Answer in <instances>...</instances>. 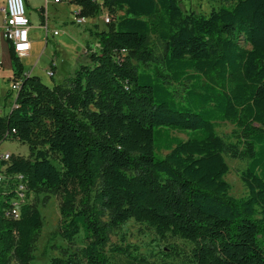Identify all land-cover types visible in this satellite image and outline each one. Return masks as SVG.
Returning <instances> with one entry per match:
<instances>
[{"label":"trees","instance_id":"1","mask_svg":"<svg viewBox=\"0 0 264 264\" xmlns=\"http://www.w3.org/2000/svg\"><path fill=\"white\" fill-rule=\"evenodd\" d=\"M217 2L205 15L180 0H105L122 15L52 88L25 74L9 44L20 88L0 116V145L25 144L29 156L0 164L25 185L17 219V187L0 185V264L36 260L33 193L60 199L53 237L85 241L49 264H112L110 234L131 220L191 244L194 264H264V0ZM73 3L84 17L101 13L93 0ZM221 122L236 127L234 142L218 135ZM226 156L247 161L243 198L230 196Z\"/></svg>","mask_w":264,"mask_h":264},{"label":"rangeland","instance_id":"2","mask_svg":"<svg viewBox=\"0 0 264 264\" xmlns=\"http://www.w3.org/2000/svg\"><path fill=\"white\" fill-rule=\"evenodd\" d=\"M31 8L26 2V8L31 12V19L34 29L32 30V53L31 56L21 60L25 74L39 77L41 81L54 87L64 84L69 77L74 76L80 66L88 64L89 45L97 47V42L93 37L95 31H107L109 25L105 24L102 13L93 18L84 25H77L73 22L72 13L66 12L68 9L64 3L53 8L49 6V13H56L59 21L49 19V34L39 26L41 19L38 3L44 4L45 0H28ZM205 10H199L196 5L191 6L187 0H180L181 7L186 12L209 15L212 8H218V4L211 7L213 0H205ZM217 1V0H214ZM3 0H0L2 4ZM218 3V2H217ZM1 8L4 4L0 5ZM0 8V9H1ZM104 12V9H103ZM67 13V15H66ZM2 15V11H0ZM45 15V13L43 12ZM122 15L115 11L112 17ZM46 22V16H43ZM51 22V23H50ZM54 31L59 35L54 36ZM7 42L1 37L0 30V116L8 115L14 108V103L18 92L13 90L14 75L9 66L7 58ZM88 52H87V51ZM55 63V68H52ZM54 71V77L48 75V71ZM236 127L229 122L217 124L218 135L227 142H234L233 133ZM175 136L188 139L185 133L175 132ZM11 152L29 156L27 145L15 142L5 141L0 145L1 152ZM157 156L164 157L167 152H156ZM226 163L229 172L225 176V181L230 185V196L234 198H243L248 192L240 178V173L246 168L247 161L234 159L226 156ZM30 202L34 204L42 215L43 228L37 238L35 245L36 260L32 264H49L52 258L67 257L70 252L79 250L85 246L83 234L79 235L73 243H68L60 237H53L58 232L61 225L60 199L53 193H33ZM191 244L182 240L166 239L158 237L154 231L131 220L122 227L115 229L110 234V242L106 248V254L112 264H142L141 259L150 264H194L191 257Z\"/></svg>","mask_w":264,"mask_h":264},{"label":"built area","instance_id":"3","mask_svg":"<svg viewBox=\"0 0 264 264\" xmlns=\"http://www.w3.org/2000/svg\"><path fill=\"white\" fill-rule=\"evenodd\" d=\"M55 4H61L64 1L73 3L74 0H48ZM95 2L101 7V13L105 24L109 25L112 23L113 13L109 8H103L105 0H95ZM104 9V12H103ZM4 11V26L2 28V35L4 40L11 44L13 48L20 49V57L22 60L31 55L32 52V39L30 31L32 23L28 15L25 0H7ZM89 21V18L82 15V8L78 6L77 11L74 13L73 22L77 25H84ZM55 36L59 35L58 31L54 32ZM50 77H54V71L50 69L48 71ZM19 83L13 84V90L18 91ZM12 159L11 152L0 153V164L3 162H9ZM5 168L0 170V185H5L8 182H12L16 185L19 192L18 208H13L11 215L17 219L19 217V207L21 202L25 199V185L23 184L24 178L22 176L10 177L6 175Z\"/></svg>","mask_w":264,"mask_h":264},{"label":"crops","instance_id":"4","mask_svg":"<svg viewBox=\"0 0 264 264\" xmlns=\"http://www.w3.org/2000/svg\"><path fill=\"white\" fill-rule=\"evenodd\" d=\"M6 1L7 0H3V2H2V4H4V7H2L1 8V6H0V11H2V15L0 14V30H1V37L3 38V35H2V28H3V26H4V16H5V14H4V11H3V9L5 8V5H6ZM26 2H28V6H29V8H31V5H30V3H29V1L28 0H25ZM197 2H198V4H197ZM205 0H187V4L188 5H191V6H193L194 7V5H196L197 7H198V9L199 10H205L206 8H205ZM64 3V5H65V7H67L68 9L66 10V12L68 11V13L70 14V13H72V15H73V20H74V13L77 11V8H78V5H76V4H74V3H69V2H66V1H64L63 2ZM63 3H61V4H55V3H53V2H51V1H48V0H45V3L44 4H41V3H38L36 6H34L35 8H38V11H39V14H40V17H41V19L39 20V26L46 32V37H47V35L49 34V21L47 22V20H49V19H54V20H56V21H59V19H62V18H59L57 15H55L56 13H53V14H51V13H49V11H48V8H49V6H53V8H57V7H59V6H57V5H61L62 6V4ZM218 4V6L220 5V3H217V1H212V4H211V7H213L214 5H216V4ZM2 4H0V5H2ZM106 8L107 6L105 5V2H104V6H103V8ZM108 8V7H107ZM40 9H42V11H40ZM214 9V7L212 8V10ZM28 11V10H27ZM195 10H193V12H194ZM43 12L45 13V15L43 14ZM28 15H29V18H30V20H31V23H32V19H31V12L30 11H28ZM66 15H67V13H66ZM43 16H46V22H45V19H43ZM93 18H89V21L90 20H92ZM51 23V22H50ZM34 29V27H33V23H32V28H31V31H30V35H31V39H32V30ZM55 32V31H54ZM55 36V35H54ZM4 39V38H3ZM6 46V49H7V51H8V53H7V58H8V60H9V66H10V69L12 70V74L14 75V73H13V68H12V62H11V57H10V53H9V43H7V45H5ZM32 53V52H31ZM31 56V55H30ZM0 64H1V62H0ZM55 64V63H54ZM56 67V66H55ZM15 104V103H14Z\"/></svg>","mask_w":264,"mask_h":264},{"label":"bare ground","instance_id":"5","mask_svg":"<svg viewBox=\"0 0 264 264\" xmlns=\"http://www.w3.org/2000/svg\"><path fill=\"white\" fill-rule=\"evenodd\" d=\"M95 2V0H93ZM14 51L16 52L17 56L20 57V49L14 48ZM20 88V85L18 86V90ZM14 208H18V203L14 204Z\"/></svg>","mask_w":264,"mask_h":264}]
</instances>
